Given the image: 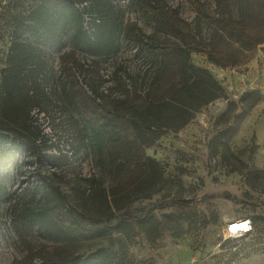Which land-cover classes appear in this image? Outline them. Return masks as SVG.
<instances>
[{
  "label": "rangeland",
  "instance_id": "374dc122",
  "mask_svg": "<svg viewBox=\"0 0 264 264\" xmlns=\"http://www.w3.org/2000/svg\"><path fill=\"white\" fill-rule=\"evenodd\" d=\"M156 3L183 32L184 22L195 40L208 42L206 25L196 26V9L211 11L213 0ZM32 4L0 0V128H38L49 146L44 152L65 157L52 165L20 151L2 166L10 198L0 201V264H41L101 248L111 250L117 264H264V41L227 67L191 51L190 62L219 83V96L196 109L161 105L152 116L167 126L144 141L131 120L138 111L149 114L151 99L164 102L177 66L174 60L162 65L123 37L106 58L66 42L47 53L35 71L29 103L18 94L5 101L1 75L12 19ZM117 6L124 24H137L157 42L167 36L146 20L151 14L135 10L128 0ZM244 13L253 27L261 21L257 9ZM253 27L254 34L264 33ZM184 96L190 100V94ZM104 120L120 131V139L101 129ZM35 180L58 187L66 204L86 216L83 223L104 233L58 240L23 228L18 213ZM241 217L251 219V232L224 238L226 224Z\"/></svg>",
  "mask_w": 264,
  "mask_h": 264
},
{
  "label": "trees",
  "instance_id": "16d2710c",
  "mask_svg": "<svg viewBox=\"0 0 264 264\" xmlns=\"http://www.w3.org/2000/svg\"><path fill=\"white\" fill-rule=\"evenodd\" d=\"M32 1L33 4L26 12H19L12 19L7 66L1 75L5 101L12 102L13 95L18 94L22 95L23 103H29L26 98L30 89L28 84L35 71L44 66L47 53L63 49L66 42L73 49L83 50L94 57L106 58L118 49L123 37L135 42L139 49L162 65L167 66L170 60H174L177 66L170 83L169 96L163 98L164 102L162 99H151L145 110L149 114L144 117L138 111L137 118L131 120L136 128V135L141 140H146V136L153 138L157 128L167 126L163 122L158 123L155 120L159 119L157 116H152L161 105L170 104L177 109H187L193 104L196 109L219 96V83L208 71L195 67L190 62L191 51H202L214 64L227 67L239 64L243 61L242 56L264 41V33L259 35L251 31L253 25L245 22L250 15L244 13L256 9L260 11L261 21L254 27L259 28L258 32L264 31V0H213L211 11L197 8L196 26L200 28L202 22L206 25L208 42L195 40L190 25L183 22L188 28L183 32L176 26L175 20H172L173 16L163 17L156 0H128V3L142 14H151L150 17L146 16V20L152 21L161 31L166 32L167 36L161 42L154 40L152 35L145 34L135 23L124 24L117 6L119 0ZM187 93L190 94V100L184 96ZM118 122L121 124L122 120L118 119ZM112 125L114 126L109 120H104L101 129L110 138L120 139V131ZM93 134L97 137L99 131L93 129ZM47 147V141L38 128L30 131L22 126H1L0 201L10 198L1 179L2 166L6 165L7 160L21 151L32 155L40 163H61L65 155L48 154L44 152ZM28 191L26 201L18 213V220L23 228L33 227L38 233L58 240H88L104 233V229L97 225L86 226L83 223L86 216L66 204L58 187L47 186L44 182L35 180ZM126 213L127 210L124 209L121 214L124 216ZM41 264H117V260L111 250L101 248L87 255L73 253L45 260Z\"/></svg>",
  "mask_w": 264,
  "mask_h": 264
},
{
  "label": "built area",
  "instance_id": "2783aa9c",
  "mask_svg": "<svg viewBox=\"0 0 264 264\" xmlns=\"http://www.w3.org/2000/svg\"><path fill=\"white\" fill-rule=\"evenodd\" d=\"M245 221L249 222L248 230L245 231L243 228L240 227ZM252 230V222L249 217H241L230 220L224 230H223V237L224 238H231V237H238L241 235H245Z\"/></svg>",
  "mask_w": 264,
  "mask_h": 264
},
{
  "label": "clouds",
  "instance_id": "9594fccd",
  "mask_svg": "<svg viewBox=\"0 0 264 264\" xmlns=\"http://www.w3.org/2000/svg\"><path fill=\"white\" fill-rule=\"evenodd\" d=\"M243 226V227H241ZM241 228H243L245 231L248 230V227H249V222L245 221L243 224L240 225Z\"/></svg>",
  "mask_w": 264,
  "mask_h": 264
},
{
  "label": "snow or ice",
  "instance_id": "6c2138e0",
  "mask_svg": "<svg viewBox=\"0 0 264 264\" xmlns=\"http://www.w3.org/2000/svg\"><path fill=\"white\" fill-rule=\"evenodd\" d=\"M241 227H243V226H241Z\"/></svg>",
  "mask_w": 264,
  "mask_h": 264
}]
</instances>
